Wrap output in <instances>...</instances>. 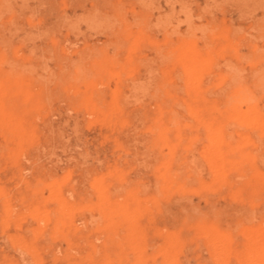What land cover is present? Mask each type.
Instances as JSON below:
<instances>
[{
    "label": "rangeland",
    "instance_id": "rangeland-1",
    "mask_svg": "<svg viewBox=\"0 0 264 264\" xmlns=\"http://www.w3.org/2000/svg\"><path fill=\"white\" fill-rule=\"evenodd\" d=\"M0 264H264V0H0Z\"/></svg>",
    "mask_w": 264,
    "mask_h": 264
}]
</instances>
